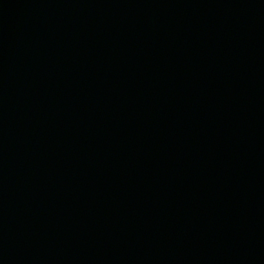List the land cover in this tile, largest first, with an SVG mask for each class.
Here are the masks:
<instances>
[{
  "label": "water",
  "instance_id": "water-1",
  "mask_svg": "<svg viewBox=\"0 0 264 264\" xmlns=\"http://www.w3.org/2000/svg\"><path fill=\"white\" fill-rule=\"evenodd\" d=\"M0 264H264V0H0Z\"/></svg>",
  "mask_w": 264,
  "mask_h": 264
}]
</instances>
